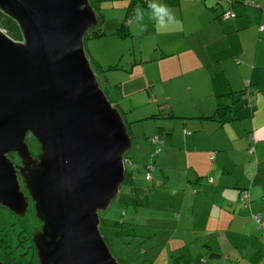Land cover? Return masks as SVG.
Returning a JSON list of instances; mask_svg holds the SVG:
<instances>
[{
	"label": "crops",
	"instance_id": "crops-1",
	"mask_svg": "<svg viewBox=\"0 0 264 264\" xmlns=\"http://www.w3.org/2000/svg\"><path fill=\"white\" fill-rule=\"evenodd\" d=\"M150 3L167 6L174 22L150 18ZM229 11L237 17L223 19ZM126 19L102 29L103 20L102 36L91 39L118 47L129 37L154 36V48L143 38L126 65L119 48L111 58L91 56L105 75L126 76L114 93L133 140L126 175L150 198L147 208H136L147 234L135 245L153 249L151 264H170L175 255L186 264H264V0H149ZM135 71L144 83L137 90L129 79ZM248 83L252 108L241 99ZM159 84L166 89L157 91ZM156 136L163 141L157 153Z\"/></svg>",
	"mask_w": 264,
	"mask_h": 264
},
{
	"label": "water",
	"instance_id": "water-1",
	"mask_svg": "<svg viewBox=\"0 0 264 264\" xmlns=\"http://www.w3.org/2000/svg\"><path fill=\"white\" fill-rule=\"evenodd\" d=\"M0 13L21 33L0 27V207L24 216L35 203L39 264H120L100 212L125 183L133 140L86 51L98 13L90 0H0Z\"/></svg>",
	"mask_w": 264,
	"mask_h": 264
},
{
	"label": "rangeland",
	"instance_id": "rangeland-1",
	"mask_svg": "<svg viewBox=\"0 0 264 264\" xmlns=\"http://www.w3.org/2000/svg\"><path fill=\"white\" fill-rule=\"evenodd\" d=\"M130 1L131 0H90L91 5L95 9V11L99 15H101L104 20L102 29L106 27L111 28L113 25L112 21H114L118 17H123L124 15H126V11L128 10ZM131 19L133 20V18ZM0 21H1V16H0ZM3 26H4L3 24L0 26L1 29L7 33V30ZM100 27L101 26H99L98 29H100ZM7 29L8 31L10 30L9 35L14 36V34H12L13 29L11 27L10 28L7 27ZM108 30L110 31V29ZM18 34H20L19 30H18ZM143 38L145 39L144 42L150 43L151 49L154 48L156 44V37L154 36L142 37L141 35H139L135 38L129 37L127 43H124L121 46L117 45L118 47H115L114 45H109L107 42H105L103 46L102 41L104 40H98L99 42L92 39L89 40L90 38L86 40V51L91 60L92 67L98 76L97 79L100 83V86L105 91L107 97L109 98V100L113 102L114 105H115L114 93L116 91H119V83L121 84L126 77L124 70L122 71L119 69L120 71H109L108 73L106 72L107 74L105 75V73L100 71L94 59L92 58L91 54L99 58L103 57L107 59L109 55L105 53L111 54L110 55L111 58L113 56L111 53L112 50L115 48H119L120 49L119 52L126 54V58H125L126 60H124L123 62V64L126 65L127 60L128 62H130L134 59L135 57L134 53L136 52L134 48L140 46L141 40ZM104 62L106 63V61ZM126 67H129V65ZM136 74L138 73H136L135 71L133 76H130L129 78L132 81L133 84L132 87L135 90L140 89L144 86V83L142 82L141 79L138 78L136 79ZM160 80L161 77H157V81ZM124 87L125 89L122 90V92L124 94L129 93V90L128 88H126V85H124ZM166 87H167L166 84H159L156 87V89L157 91L162 92L166 89ZM244 89H246V87ZM241 99L244 100V95L243 98ZM244 102L246 104V101ZM27 143L30 147L32 155L35 158H37L41 152V147L38 141L36 140V138L32 134H29L27 136ZM127 156L129 159L130 157L132 158L133 156L132 152ZM129 165H131V160L127 159L126 160L127 169ZM126 212H128L127 217L124 216V213ZM132 213L135 214L132 190L129 187V185L123 184L121 186L119 195L112 203V205L107 210L100 212L101 219L105 221V223L101 226V232L105 237V240L112 254L119 261L120 264H151L152 262L150 261L149 258H152L151 255L153 249H151L150 247L145 248L143 245H138V247H135L129 242L131 240L130 234L132 231L130 230L132 226H127V224H129L130 222H134L132 220L128 221V219L132 218L131 217ZM151 216L153 218H159L160 212L153 211V214ZM138 222H139L138 224L142 226H146L147 223V221L144 219H140ZM122 223H125L124 224V226L126 227L125 230L122 229V225H121ZM41 228H42V222L37 217L35 203L33 201L30 202L29 210L24 216L16 215L7 208L0 207V239L8 240L14 247L20 244L21 242H23L22 246L25 248H21L20 251L14 254V257H17L18 260H21L22 264H39L36 256V252L34 253L33 249H30V247L34 245L33 238L41 230ZM139 232L142 231L139 230ZM143 232L147 234V229H144ZM26 247L28 248V254L26 255L25 259H22L18 255L22 251L24 252L26 250ZM159 248L160 247H156L154 248V250H158ZM146 250H149V255L145 254L147 253ZM200 260L201 261H199L198 264H202L203 261L202 259ZM157 264L160 263L158 262ZM190 264H195V263L192 262Z\"/></svg>",
	"mask_w": 264,
	"mask_h": 264
},
{
	"label": "trees",
	"instance_id": "trees-1",
	"mask_svg": "<svg viewBox=\"0 0 264 264\" xmlns=\"http://www.w3.org/2000/svg\"><path fill=\"white\" fill-rule=\"evenodd\" d=\"M148 3H149V0H131L130 1V5H129V7H128V10H127V14H126V17H127V19H126V22H130V20H131V18H133L135 15H137L138 14V12L139 11H136L135 12V9L137 8V7H139V10L142 8V7H145V6H147L148 5ZM244 5L245 6H248V7H254V8H260V5L259 4H257V3H255V2H244ZM230 13H232V14H235L234 12H232V11H229ZM226 13H228V12H225L223 15H222V18L223 19H233V18H236L237 17V14H235V17H229V18H226L225 17V14ZM0 16H1V21H0V24L2 25H4L3 27H5V29L7 30V34L9 35L10 34V30L8 31V29H7V27L8 28H12L13 30H12V34H14V36H10V37H12L13 39H15V40H17V41H19V40H21V33L20 34H18V27H17V25L12 21V20H10V19H8L6 16H4L3 14H1L0 13ZM98 18H99V25H98V27L99 26H101V23L103 22V18H102V16L101 15H99L98 14ZM0 25V26H1ZM263 29V27H261V29L260 30H262ZM117 35H119V36H127V34L125 33V31L124 30H119L117 33H116ZM100 36H102V33H101V28L100 29H96V30H94V31H92L88 36H87V38H86V40L88 39V38H98V37H100ZM115 69H117V67H115ZM251 88V90H252V92L254 93V89L249 85L248 86V84H247V87H246V89H245V91H244V99L246 100L247 98H246V96H247V93H248V90ZM248 102V101H247ZM254 102V101H253ZM221 110H225V108H223V106L222 107H220V109H218V112H217V114H219L220 113V111ZM208 119H210V120H215V117L214 116H212V117H209ZM156 137H158L159 138V140H160V142H153V140H154V138H156ZM156 137H154V138H152L151 139V142L153 143V144H155V145H157V150H156V153L157 152H159V149H160V147L163 145V141H162V139L159 137V136H156ZM12 159H16L15 157H11ZM213 159H214V157H212ZM131 160V159H129L128 158V156H126V160ZM154 166L152 165V164H148L147 166H146V171H147V180H151V178L149 179L148 178V176L150 175V177H151V175H152V173L154 172ZM210 180L211 179H209V182H210ZM129 182H131V180L129 181V179H128V177H127V175H126V180H125V183L124 184H126V185H129ZM212 182H213V180H212ZM132 184H133V182H132ZM132 184H130L129 185V187L131 188V190H132V196H133V205H134V207H135V214L134 213H132L131 214V217L132 218H130V219H128V221H130V220H132V221H134V222H130L129 224H127V226H132V228H131V230L130 231H132L131 232V234H130V238H131V240L129 241L132 245H134L135 247H138V245L136 246L135 245V243L136 242H138V241H140L139 239H141L142 237H144V235L146 234V233H144L143 232V230L144 229H146L147 227L146 226H142V225H140V224H138L139 222V220L140 219H143V213L144 212H139V213H137V210H136V208L138 209V208H147L148 207V205L150 204V198L147 196V194L145 193V191H143V190H140L138 187H134V186H132ZM143 193V194H142ZM244 194H247L248 195V193L247 192H244L243 194H242V199H244L243 198V195ZM249 199V195H248V198L247 199H244V200H248ZM124 216L125 217H127L128 216V212H126V213H124ZM261 218V217H260ZM254 219L256 220V218H255V216H254ZM101 222H102V225L105 223V221L104 220H102L101 219ZM256 222L260 225L261 224V220L258 222L257 220H256ZM124 224L125 223H122L121 225H122V229L123 230H125V226H124ZM124 226V227H123ZM139 230H141L142 232H139ZM123 233V232H122ZM124 234V233H123ZM122 234V235H123ZM103 235V234H102ZM104 237V236H103ZM104 239H105V237H104ZM262 241H263V244H264V233L262 234ZM23 245V242H21L20 244H18V245H16L15 247L14 246H12V244L8 241V240H6V239H0V260L1 261H3L5 264H22L21 263V260H18V258L17 257H14V254L16 253V252H18V251H20L21 250V248H25V247H23L22 246ZM30 249H33V251H34V253L36 252V250H35V248H34V245L33 246H31L30 247ZM28 254V248L26 247V250L23 252H21L18 256L20 257V258H22V259H25L26 258V255ZM19 258V259H20ZM170 264H186L185 262H183L182 261V258L180 257V256H178V255H175L174 257H172V261H171V263Z\"/></svg>",
	"mask_w": 264,
	"mask_h": 264
},
{
	"label": "clouds",
	"instance_id": "clouds-1",
	"mask_svg": "<svg viewBox=\"0 0 264 264\" xmlns=\"http://www.w3.org/2000/svg\"><path fill=\"white\" fill-rule=\"evenodd\" d=\"M149 8L151 9L150 18H158L159 25L165 26L167 23L174 22V16L167 6L150 3ZM136 11H139V7L135 9V12ZM165 17L168 18L167 22L165 21Z\"/></svg>",
	"mask_w": 264,
	"mask_h": 264
},
{
	"label": "built area",
	"instance_id": "built-area-1",
	"mask_svg": "<svg viewBox=\"0 0 264 264\" xmlns=\"http://www.w3.org/2000/svg\"><path fill=\"white\" fill-rule=\"evenodd\" d=\"M225 17L226 18L235 17V14H232V13L228 12V13L225 14ZM248 86H249V83H248ZM246 98H247L246 100L248 101L247 107L252 108L254 106V102H253L254 99H253V92H252L251 88L248 90V93H247ZM153 142H160V140H159L158 137H156V138H154ZM148 178L149 179L151 178L150 175L148 176ZM243 198L244 199H247L248 198V195L247 194H244L243 195ZM255 218H256V220L258 222L261 220L260 216H255Z\"/></svg>",
	"mask_w": 264,
	"mask_h": 264
},
{
	"label": "flooded vegetation",
	"instance_id": "flooded-vegetation-1",
	"mask_svg": "<svg viewBox=\"0 0 264 264\" xmlns=\"http://www.w3.org/2000/svg\"><path fill=\"white\" fill-rule=\"evenodd\" d=\"M15 160H16V159H15ZM16 163H18V164H19L20 162H19L18 160H16Z\"/></svg>",
	"mask_w": 264,
	"mask_h": 264
}]
</instances>
